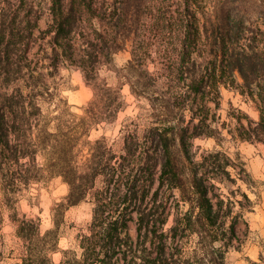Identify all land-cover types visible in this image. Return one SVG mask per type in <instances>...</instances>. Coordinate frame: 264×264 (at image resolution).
<instances>
[{
	"label": "trees",
	"instance_id": "trees-1",
	"mask_svg": "<svg viewBox=\"0 0 264 264\" xmlns=\"http://www.w3.org/2000/svg\"><path fill=\"white\" fill-rule=\"evenodd\" d=\"M146 4L50 0L52 75L61 63L78 68L93 91L78 114L31 54L42 7L36 0H0V222L8 212L19 240L16 264H225L237 247V225L250 208L242 200H250L239 189L217 186L236 184L224 154L192 155L190 139L218 140L221 132L208 122V107L198 117L196 99L184 103L203 92L208 70L215 71L220 59L221 70L237 72L246 90L258 86L259 120L245 126L239 119L236 136L264 144V54L231 22L217 28L202 9L204 47L194 40L199 29L185 28L171 64L155 61L153 72L142 71L150 91L141 89L139 77L130 81L134 95L149 103L148 122L128 119L119 150L105 136L91 139L124 106L121 89L100 77V66L129 44L130 67L149 63L151 46L140 38ZM50 177H61L68 193L52 209V226L42 231L40 219L21 213L18 204L31 185ZM87 199L94 205L91 221L73 246L60 248L66 211Z\"/></svg>",
	"mask_w": 264,
	"mask_h": 264
},
{
	"label": "rangeland",
	"instance_id": "rangeland-1",
	"mask_svg": "<svg viewBox=\"0 0 264 264\" xmlns=\"http://www.w3.org/2000/svg\"><path fill=\"white\" fill-rule=\"evenodd\" d=\"M36 1L42 7L44 15L34 33L31 54L44 77L52 86H56L60 96L72 106V111L81 114V108L93 97L92 87L86 83L80 69L67 67L63 63L59 65L58 73L52 75L51 33L48 32L51 24V15L48 11L50 0ZM146 3L140 23V38L151 46L152 54L150 57L148 54L147 66L141 68L129 66L132 56L131 44L100 66V77L109 85L121 89L124 106L114 122L102 123L96 127L91 133V139L105 136L116 150L122 147L120 131L128 119L139 118L146 123L149 120V103L145 98L134 95L130 81H135L139 77L141 89L150 91L148 78L142 71L153 72L155 61H164L169 66L180 44V31L185 28L192 26L199 29L194 40L200 47H204L202 9L212 15L217 28L231 22L235 33L244 35L245 43L256 45L264 54V0H146ZM210 59L214 60L213 57ZM261 82L264 85V77ZM258 89L255 85L250 91L246 90L239 74L230 72L227 68L221 70L218 59L216 70L207 72L203 92L197 97H186L184 101L191 103L193 98L196 99L192 101V105L198 117L204 116L203 107H208V122L214 127H219L221 132L218 140L205 135L190 139L189 149L192 155L198 157L207 151H219L224 154L230 161L231 166L228 169L236 184L230 182L217 186L222 187L224 191L239 189L250 200L247 202L241 198L250 208L238 222L239 242H236V248H231L226 254L225 264H264V144L242 141L236 136L239 119L245 126H248L249 121L255 124L259 120L257 110L259 99L256 94ZM45 107L51 110L54 108L53 104H46ZM191 116L192 113L187 112L186 121H189ZM197 122L198 120L194 123ZM241 169H245L246 173ZM67 193L68 186L61 177L44 179L34 183L23 193L24 196L18 204L19 211L39 218L41 229L45 231L52 226L53 207L61 202ZM93 207V202L87 199L66 211L60 248L65 249L75 244L77 234L91 221ZM130 233L135 237L134 223L130 225ZM1 243L5 258L0 264H16L19 240L8 212L3 213V220L0 222ZM59 257V253L53 255L56 261Z\"/></svg>",
	"mask_w": 264,
	"mask_h": 264
}]
</instances>
